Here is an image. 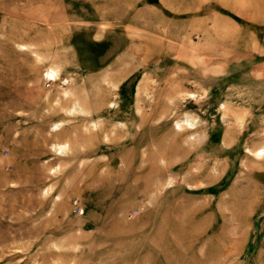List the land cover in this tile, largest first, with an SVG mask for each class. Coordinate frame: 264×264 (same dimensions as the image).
Listing matches in <instances>:
<instances>
[{"label":"rangeland","instance_id":"1","mask_svg":"<svg viewBox=\"0 0 264 264\" xmlns=\"http://www.w3.org/2000/svg\"><path fill=\"white\" fill-rule=\"evenodd\" d=\"M0 264H264V0H0Z\"/></svg>","mask_w":264,"mask_h":264}]
</instances>
